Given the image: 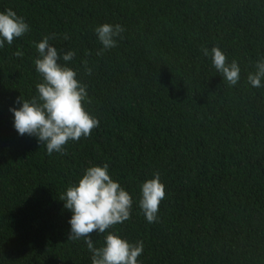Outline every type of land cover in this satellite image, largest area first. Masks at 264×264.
<instances>
[{
	"label": "trees",
	"instance_id": "obj_1",
	"mask_svg": "<svg viewBox=\"0 0 264 264\" xmlns=\"http://www.w3.org/2000/svg\"><path fill=\"white\" fill-rule=\"evenodd\" d=\"M7 8L30 30L0 49V264H91L83 239H67L71 212L59 198L103 163L133 197L131 218L113 227L143 241L141 264H264V87L247 81L264 55V0H0ZM102 23L125 32L97 55ZM44 35L76 51L70 66L99 120L64 153L18 135L9 111L36 94L34 42ZM202 46L238 61L237 85ZM155 171L165 198L148 223L139 185ZM91 236L99 246L103 237Z\"/></svg>",
	"mask_w": 264,
	"mask_h": 264
},
{
	"label": "clouds",
	"instance_id": "obj_2",
	"mask_svg": "<svg viewBox=\"0 0 264 264\" xmlns=\"http://www.w3.org/2000/svg\"><path fill=\"white\" fill-rule=\"evenodd\" d=\"M30 25L11 8L0 11V49L12 45L14 39L29 32ZM101 45L97 55L117 46L125 28L116 23H102L93 29ZM69 37L64 34V39ZM53 35H44L34 42L36 56L33 64L40 80L35 85L36 94L28 99L18 97L9 106L13 127L18 135L37 138L49 154L64 153L69 141H79L91 135L99 127V120L85 107L90 103L87 85L77 78V71L70 64L76 51H61L50 41ZM209 58L212 67L229 86L238 84L241 67L236 59L228 60L219 46L200 49ZM16 57L24 55L17 49ZM84 71L91 74L87 60H82ZM247 81L255 88L264 87V55L254 62L253 70L247 73ZM165 198V185L158 171L139 185L138 207L148 223L156 222L161 201ZM63 207L71 212L68 240L83 239L90 253L91 264H141L139 257L144 251L142 240L130 241L122 237L113 226L131 218L132 195L112 178L108 163L92 164L84 168L76 180L70 183L60 198ZM103 237L99 246L91 234Z\"/></svg>",
	"mask_w": 264,
	"mask_h": 264
}]
</instances>
